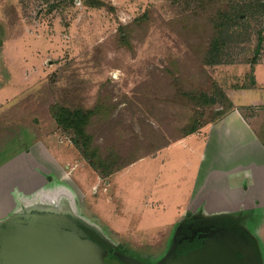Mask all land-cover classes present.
Returning <instances> with one entry per match:
<instances>
[{
    "label": "rangeland",
    "instance_id": "rangeland-1",
    "mask_svg": "<svg viewBox=\"0 0 264 264\" xmlns=\"http://www.w3.org/2000/svg\"><path fill=\"white\" fill-rule=\"evenodd\" d=\"M262 2L0 0V86L12 82L7 90L17 91L7 106L16 113L10 124L21 145L0 146V159L28 150L38 158L42 153L53 167L47 189L35 193L32 202L19 195L13 214L0 220L3 235L10 240L22 224L82 225L134 260L163 259L176 242L172 231L144 230L160 203L157 166L164 165L154 160L170 150L176 165L186 157L171 152L180 148L183 130L201 125L191 137L215 126L234 110L229 96L240 94L234 90L256 85V65H264ZM213 50L224 64H204ZM245 94L236 103L264 104V92ZM210 96L216 103L209 104ZM243 107L264 141V105ZM53 110L74 119L75 126L62 130ZM205 132L199 138H206ZM57 172L63 184L55 181ZM200 208L192 206L186 216L218 218L239 228L237 221L221 217L239 212ZM260 214L245 222L257 237L264 224ZM261 241L264 245V235ZM101 264L123 262L105 255Z\"/></svg>",
    "mask_w": 264,
    "mask_h": 264
},
{
    "label": "crops",
    "instance_id": "crops-1",
    "mask_svg": "<svg viewBox=\"0 0 264 264\" xmlns=\"http://www.w3.org/2000/svg\"><path fill=\"white\" fill-rule=\"evenodd\" d=\"M22 44L26 48V44ZM261 69H264V65H256V85L252 89L234 90L240 94L229 96L235 104L233 111L226 114L215 126L208 129L205 127L200 133L176 143L180 148L171 152H184L185 158L173 165L169 157L171 155L168 154L169 150L165 156H158L154 160V163L164 165L157 166L159 167L156 182L159 187L157 197L160 203L152 209L153 224L144 226V230L153 231L157 228L156 233H158L166 227L173 232L175 227L172 230L170 228L175 226L182 214L185 215L192 206H204L200 208L204 212L208 210L242 212L251 215L253 221L257 217H262L260 213L264 212V141L253 123L254 119L247 117L242 108L243 106L259 107L264 104L257 100H251L250 103L235 101L237 97L246 95L248 91L264 92V77L259 76L261 71H264ZM10 87L12 82L0 86V146L4 147L3 150L8 147H15L14 149L21 147L20 143L15 141V130L10 124L16 113L13 106L7 105L17 95V91L10 93L11 91L7 90ZM203 131L208 134L204 139L199 138ZM30 152L20 151V154L16 153L11 158L0 159V220L13 214L20 201L19 195L25 202L26 200L32 202L35 193L47 189L48 168L53 169V167L47 164V158L42 153L38 158ZM33 157L34 173L29 179L31 168L29 169L28 165L32 164ZM163 174L167 176L164 177ZM36 176L37 178H34ZM62 176V173L57 172L58 179L56 178L55 181L63 184L65 178ZM19 180L22 181L18 182ZM173 187L175 188L171 190L173 193H169L167 190ZM167 217L170 218L166 219ZM263 232L264 224L260 228L261 235L258 237L250 231L260 241L262 254L264 253V245L261 241Z\"/></svg>",
    "mask_w": 264,
    "mask_h": 264
},
{
    "label": "flooded vegetation",
    "instance_id": "flooded-vegetation-1",
    "mask_svg": "<svg viewBox=\"0 0 264 264\" xmlns=\"http://www.w3.org/2000/svg\"><path fill=\"white\" fill-rule=\"evenodd\" d=\"M201 212H204L203 210ZM186 214H189L187 212ZM181 220L179 223L176 224L173 232H172V239H175L174 245H169L167 248L163 259L159 260L155 264H170L172 261L177 259L181 255H187L189 252L194 251V250H201L206 243L210 242H219V243H224V238L229 239L231 241H236L242 246V249L248 252V254L252 258V262L254 264H262L263 263V257L260 258L258 257V254L256 252V247H254L253 243L251 242V239L255 240V237L250 233V231L247 229L245 222L248 220H251V215L245 214L242 212H239L237 215L235 214H225L222 215L221 217H228L230 220L236 224H238L236 227L239 226V228H236V230L229 225L224 224L223 222L218 221V218H205V219H196L193 218V216L189 217L186 216ZM192 215V214H191ZM190 218V219H189ZM239 222V223H238ZM76 225V224H74ZM22 227L19 228L20 230L27 229L29 227L28 225L25 226L24 224L20 225ZM48 226L47 224H41V225H34L31 226L32 229L28 230V233L31 232V234H27L25 242L28 247L31 245L34 247L36 244V241L34 238L38 237L36 234L39 233L43 236L42 238L44 241L46 240L45 246L47 248H50L53 246L54 249H52L50 252L52 254H55L56 252V259H57V264H77L76 259L73 258L70 260L67 259V261L63 260V254L65 253V247H69L65 245V240L69 241L70 243L75 242L77 244L76 239L82 240V241H93L97 245H99L105 252V255L108 257H114L116 259H119L123 264H148L144 262H140L138 260H134L130 258V256L125 255V253L119 251L117 248L110 247L108 244H106L105 240H102L100 237L95 235L93 232L88 230L85 226L83 227L82 225H76V226H57L53 225V227H46ZM17 227L13 228V233L14 237H12V242L15 243L16 239L19 236V233L16 232ZM45 232H52V233H62L63 237L60 236V239H57V249H55V241H52L49 243L48 240V235H45ZM81 232H83L85 236L81 235ZM212 236L211 238H209ZM254 237V238H253ZM171 239V242H172ZM174 246V248H173ZM176 246V247H175ZM75 245H72L73 250L71 251L74 253L75 251ZM34 252L35 250L32 249ZM104 255V256H105ZM125 256H127V260L125 259ZM129 257V258H128ZM238 258H242L241 253H237ZM55 258V257H53ZM126 260V261H125ZM138 261V262H137ZM12 263V262H10Z\"/></svg>",
    "mask_w": 264,
    "mask_h": 264
},
{
    "label": "water",
    "instance_id": "water-1",
    "mask_svg": "<svg viewBox=\"0 0 264 264\" xmlns=\"http://www.w3.org/2000/svg\"><path fill=\"white\" fill-rule=\"evenodd\" d=\"M28 226L27 229L17 232L19 236L15 243L12 242L14 234H9L10 240H8L7 236L3 235V231L0 230V264H9L10 262H12L10 264H57L56 252L55 254L50 252L54 249L53 246L47 248L44 244L46 240L43 239L47 237L42 238L43 235L37 233L38 237L34 238L36 244L34 247L31 245L28 247L25 243L27 242L26 236L31 234V232L28 233V230H31V226L34 225L30 224ZM44 234L48 235L49 243L55 241V249H57V239H60V236L63 237V234L52 232H45ZM81 235L86 237L83 232H81ZM223 240L224 243L209 241L201 250H194L187 255H181L170 264H254L251 256L242 249L239 243L225 238ZM76 241L77 244L65 240L64 244L70 245V250H73V244L76 247L74 253L72 251L70 253L69 247H65L63 260L64 258L66 261L75 258L77 264H101L105 252L99 245L90 240L76 239ZM32 249L35 251L33 252ZM238 252L242 254V258L237 257Z\"/></svg>",
    "mask_w": 264,
    "mask_h": 264
},
{
    "label": "trees",
    "instance_id": "trees-1",
    "mask_svg": "<svg viewBox=\"0 0 264 264\" xmlns=\"http://www.w3.org/2000/svg\"><path fill=\"white\" fill-rule=\"evenodd\" d=\"M262 3L264 5V2H262ZM262 7H264V6H262ZM239 18H240V16H239ZM218 28H221V27L219 26ZM259 51H260V47H258L257 53H259ZM204 64L205 65H221V64H224V63H223L222 60H220V57L218 56V50H213L211 52V54H209V55L207 54V56L205 58V63ZM212 97L213 96H210V103H209L210 105L216 103L215 98H212ZM53 118L56 120L57 125L62 130H65V129L66 130H68V129L71 130L75 126V123L73 122L74 119L72 121V119H70L69 117L68 118H65L64 116H62V114L60 112H57V111H54V110H53ZM192 123H193V121L190 124H192ZM193 125H194V123L192 124V128L190 127L191 129L188 128V129L183 130V134H184L183 135V138H186L189 135L196 133L197 130L200 129L199 127H201V125H196V126L195 125L193 126ZM183 138H181V139H183ZM74 143L79 148H82L81 144L78 143V140H75ZM84 143L86 144V142H84ZM85 148H88V147H85ZM88 150L91 151V149H86V151H88ZM87 155H89V154H87ZM127 165H129V164H127ZM251 242L253 243L254 247H256V252L258 254V257L261 260L262 254L259 251V247H258L257 242L254 241V240H252V239H251Z\"/></svg>",
    "mask_w": 264,
    "mask_h": 264
}]
</instances>
